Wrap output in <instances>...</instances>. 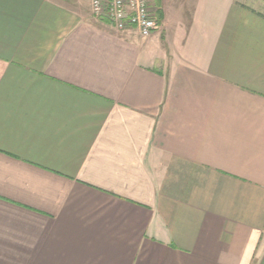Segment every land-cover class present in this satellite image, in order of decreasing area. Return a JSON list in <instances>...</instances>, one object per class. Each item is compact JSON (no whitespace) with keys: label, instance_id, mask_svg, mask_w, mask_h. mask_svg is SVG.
Wrapping results in <instances>:
<instances>
[{"label":"crops","instance_id":"crops-1","mask_svg":"<svg viewBox=\"0 0 264 264\" xmlns=\"http://www.w3.org/2000/svg\"><path fill=\"white\" fill-rule=\"evenodd\" d=\"M0 0V264H264V0Z\"/></svg>","mask_w":264,"mask_h":264},{"label":"built area","instance_id":"built-area-1","mask_svg":"<svg viewBox=\"0 0 264 264\" xmlns=\"http://www.w3.org/2000/svg\"><path fill=\"white\" fill-rule=\"evenodd\" d=\"M90 13L118 32L130 29L147 37L157 28L149 0H90Z\"/></svg>","mask_w":264,"mask_h":264}]
</instances>
